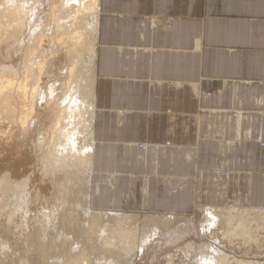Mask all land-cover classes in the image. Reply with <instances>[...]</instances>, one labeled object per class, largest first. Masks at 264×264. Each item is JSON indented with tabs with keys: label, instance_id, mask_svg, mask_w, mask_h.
Here are the masks:
<instances>
[{
	"label": "crops",
	"instance_id": "crops-1",
	"mask_svg": "<svg viewBox=\"0 0 264 264\" xmlns=\"http://www.w3.org/2000/svg\"><path fill=\"white\" fill-rule=\"evenodd\" d=\"M100 12L94 189L103 207H264V0H100ZM178 135L194 144H174ZM247 160L255 170L241 168ZM193 165L204 167L188 203L173 191L189 176L170 173Z\"/></svg>",
	"mask_w": 264,
	"mask_h": 264
},
{
	"label": "bare ground",
	"instance_id": "bare-ground-1",
	"mask_svg": "<svg viewBox=\"0 0 264 264\" xmlns=\"http://www.w3.org/2000/svg\"><path fill=\"white\" fill-rule=\"evenodd\" d=\"M100 13V0H0V233H22L39 264H119L173 221L137 213L177 214L99 205ZM195 211L203 214L201 233L243 244L264 238V207Z\"/></svg>",
	"mask_w": 264,
	"mask_h": 264
},
{
	"label": "rangeland",
	"instance_id": "rangeland-1",
	"mask_svg": "<svg viewBox=\"0 0 264 264\" xmlns=\"http://www.w3.org/2000/svg\"><path fill=\"white\" fill-rule=\"evenodd\" d=\"M63 71L64 70H61V72ZM178 138L179 140L174 142V144L181 145L182 148H185V144H194L188 141L185 143V140L182 141L181 135H178ZM209 144L206 143L205 145L207 147L209 146L208 148L211 149L209 155H214V152L217 150L212 147V143ZM218 154L220 157L224 154V160H226V151ZM206 160L208 162L203 165L209 166V164H213V157L206 158ZM224 164L227 165V162L224 161ZM254 164L252 161L249 163V160H247L245 166H241V168L255 170ZM203 167L202 165H199V167L193 165L190 172L188 169H179L181 173L176 171L177 174L170 173V175H174L176 178L179 176H189L184 183L185 191L180 188L173 191V194H175L177 198L181 200L184 194V200L186 202L190 203L192 201L189 197H193L196 185L195 179L199 170ZM5 169L6 167L3 161L0 160V173ZM261 169L264 170L263 168ZM140 170V167H136L134 173H138ZM256 172H258V169H256ZM175 196L170 199L169 194L166 196L164 195L161 201L166 204L167 202L170 203ZM104 197H106V199L108 198L106 195ZM98 202L99 205L102 204L99 199ZM137 214L139 217L146 215L156 219H162L164 216H171L173 221L169 219L170 222L163 224V229H166L164 232L167 233H158V235L152 236V241L145 246L142 251L131 250L130 255L127 256L128 259L120 260L119 264H210V262L213 264L264 263V238L254 239L243 244L239 241L229 242L220 233H201L203 214L200 211L192 213L190 210L185 213L189 215H177L181 213L173 215ZM43 234L41 237L48 235L47 233ZM54 234L55 233H51L49 237L54 238ZM58 236L63 238L61 233H59ZM22 237V233H0V264H39L33 251L29 249L26 250L22 247ZM95 261L98 264H106L104 262L105 260L102 258H97Z\"/></svg>",
	"mask_w": 264,
	"mask_h": 264
}]
</instances>
